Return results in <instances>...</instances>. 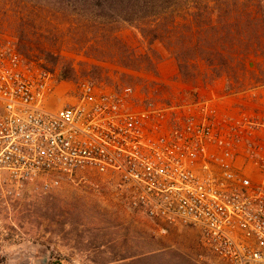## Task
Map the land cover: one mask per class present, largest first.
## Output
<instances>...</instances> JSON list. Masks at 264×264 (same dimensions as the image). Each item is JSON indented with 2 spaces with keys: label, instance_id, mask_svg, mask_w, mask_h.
Listing matches in <instances>:
<instances>
[{
  "label": "built area",
  "instance_id": "obj_1",
  "mask_svg": "<svg viewBox=\"0 0 264 264\" xmlns=\"http://www.w3.org/2000/svg\"><path fill=\"white\" fill-rule=\"evenodd\" d=\"M57 84L0 42V192L103 185L163 230H197L206 264H264V118L228 126L207 106L181 114L129 87Z\"/></svg>",
  "mask_w": 264,
  "mask_h": 264
},
{
  "label": "rangeland",
  "instance_id": "obj_2",
  "mask_svg": "<svg viewBox=\"0 0 264 264\" xmlns=\"http://www.w3.org/2000/svg\"><path fill=\"white\" fill-rule=\"evenodd\" d=\"M90 3L0 0V42L10 41L29 64L54 74L58 91L72 92L83 83L129 87L146 106L181 114L207 106L215 120L228 126L264 118L262 23L254 37L241 33L249 42L217 75L211 62L191 51L182 56L186 63L181 77L166 43L148 45L115 13ZM145 54L153 67L139 65ZM64 64L71 66L74 77L59 81ZM220 79L222 88L216 83ZM228 87L235 90L228 93L231 97L222 92ZM7 193L0 192V264H206L197 230H163L117 204L103 185Z\"/></svg>",
  "mask_w": 264,
  "mask_h": 264
},
{
  "label": "trees",
  "instance_id": "obj_3",
  "mask_svg": "<svg viewBox=\"0 0 264 264\" xmlns=\"http://www.w3.org/2000/svg\"><path fill=\"white\" fill-rule=\"evenodd\" d=\"M91 4L93 8L115 13L121 22L138 30L148 45L166 43L172 48L181 77L186 63L182 56L187 52L193 51L211 62L210 67L217 75V69L230 65L232 54L249 42L247 36L242 39V32H251L254 37L258 23L264 29V0H92ZM139 57V65L154 66L147 54ZM73 77L71 66L62 65L58 80ZM234 91L226 88L227 93Z\"/></svg>",
  "mask_w": 264,
  "mask_h": 264
},
{
  "label": "crops",
  "instance_id": "obj_4",
  "mask_svg": "<svg viewBox=\"0 0 264 264\" xmlns=\"http://www.w3.org/2000/svg\"><path fill=\"white\" fill-rule=\"evenodd\" d=\"M216 83L218 84V86L220 85V88H222L223 86H224V83H223V80H218V81H216ZM222 92H223V94L225 95V96H228V97H231L232 95L231 94H228V93H226L225 91H224V88H223V90H222ZM239 94H236V95H234V96H238Z\"/></svg>",
  "mask_w": 264,
  "mask_h": 264
}]
</instances>
